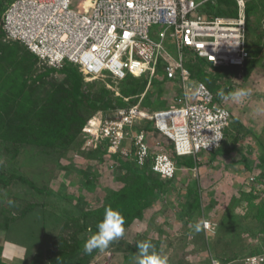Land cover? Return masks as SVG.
Masks as SVG:
<instances>
[{
  "label": "rangeland",
  "instance_id": "obj_1",
  "mask_svg": "<svg viewBox=\"0 0 264 264\" xmlns=\"http://www.w3.org/2000/svg\"><path fill=\"white\" fill-rule=\"evenodd\" d=\"M93 1L73 0V4L87 11ZM247 5L249 60L235 77L215 76L219 77L217 86L211 90L215 103L232 113L223 146L211 155L200 153L193 168L183 166L191 157H176L173 179L154 199L144 219L125 228L124 235L107 249H98L88 264H135L136 243L144 240L155 247L158 242L157 251L167 255L169 264H211V257L225 264H243L244 257L257 248L264 251V217L260 214L264 205V169L260 168L264 159V0H248ZM222 8L216 1L201 9L207 15H218ZM163 27H152L154 39L159 40ZM5 45L0 35V242L4 239L25 246L18 264H47L64 251L83 245L88 237L79 220L83 211L101 206L113 190L133 179L127 161L111 160L95 139V128L105 117L114 118L119 109L136 103L152 110L175 105L182 85L166 79L160 68L151 77L146 94L128 97L122 90L133 84L139 87L150 76L118 80L105 72L104 78L86 80L81 75L82 91L107 105L95 110L75 99L72 79L65 72L50 68L23 47L10 57ZM164 47L177 58L169 34ZM189 58H185L186 67L196 63L193 54ZM202 67L207 77L190 79L189 92L199 81L209 86L214 75L222 72L214 65ZM239 88L250 91L242 103L218 95ZM62 113L73 120L70 143L57 147L32 141L35 135L26 129L28 122L55 126ZM149 134L152 149L160 143L174 157L167 138L151 129ZM22 177L42 190L32 189ZM251 177L263 182L259 195L250 190ZM86 180L91 181L90 186ZM207 220L214 224L211 230L203 228ZM198 221H202L201 228L195 231L193 224Z\"/></svg>",
  "mask_w": 264,
  "mask_h": 264
},
{
  "label": "built area",
  "instance_id": "obj_2",
  "mask_svg": "<svg viewBox=\"0 0 264 264\" xmlns=\"http://www.w3.org/2000/svg\"><path fill=\"white\" fill-rule=\"evenodd\" d=\"M216 0H94L87 11L76 9L73 0H11L0 17V30L8 41L25 46L35 58L60 69L73 65L86 80L104 78L105 72L118 80L127 76H153L162 60L168 80H179L183 94L167 109L150 111L136 103L121 108L93 131L110 155L147 164L161 179H173L176 161L149 144L142 128L150 123L167 138L176 157L220 149L231 123L229 108L215 103V95L204 82L188 91L190 71L186 57L193 54L217 67L243 72L249 51L247 0H233L235 15H207L201 9ZM154 25H162L159 40L152 37ZM174 40L177 58L164 47L166 36ZM250 190L259 195L263 183L250 179ZM261 188V189H260ZM207 220L203 228L211 230ZM211 264H223L211 257ZM243 264H264V251L245 256Z\"/></svg>",
  "mask_w": 264,
  "mask_h": 264
},
{
  "label": "trees",
  "instance_id": "obj_3",
  "mask_svg": "<svg viewBox=\"0 0 264 264\" xmlns=\"http://www.w3.org/2000/svg\"><path fill=\"white\" fill-rule=\"evenodd\" d=\"M8 1H11V0H0V17H1L3 10L5 9L6 2ZM216 1H218L221 6L223 5V8L220 10L222 12L221 15H227V16L235 15V9H234L235 6H234L233 0H216ZM207 6L211 7L210 4H207ZM249 8L250 6L247 5V11H249ZM0 35L3 36L4 40L8 44V45H5L6 46L5 49L8 50V55L10 57H15L20 52V47H23L28 53L34 56L22 44L17 43V42L8 41L5 38V35L1 30H0ZM246 64H247V61H246ZM203 65L210 66L212 64L207 61L205 62L203 59H200L195 64H192L188 67L190 71V79L202 80L203 78L207 77V73L204 71L202 67ZM160 68L161 69L163 68L164 70L162 60H159L156 65V69H160ZM213 68L215 70L222 71V72L216 73V75H214V78L211 79V81L209 82V86H208L210 90H214L215 86H217L216 80L219 77H215V76H218V75L228 76L229 75V76L235 77L237 76V73H238V70L234 67H213ZM60 70H62L68 76L71 77L73 95L79 103L83 104L84 106L88 108H92L95 110H102V109L107 108V105L104 102H101L100 100H95L91 96L85 94L82 91V80L80 77L81 75L79 74V72L73 65L67 64L63 68H60ZM144 76L147 77L149 75H144ZM144 76L136 77V78L139 79V78H143ZM129 77L136 79L134 76H127L125 79ZM151 79L152 78L149 79L150 81L149 86H148V80L146 79L144 83H142L139 87L133 84L129 88L122 90V92L125 96H128V97L139 95L140 93L145 92L146 86H148V90H149V87L151 85ZM121 105H126V103L125 102L121 103ZM112 118L105 117V119H112ZM72 123H73L72 118H68L65 114L62 113V117L59 119L58 124L55 126H48L46 124H38L35 126L34 124L28 122L26 124V129H28L29 134L35 135V138L32 139V141L36 142L37 144H42L45 146L49 144L50 146L53 144H56L57 147H60V146L70 143V141L72 140L73 132L70 127ZM147 124L149 125V127L148 125L146 126V124L142 126V128L144 127V130L146 131V133L149 132V130L152 127L151 124L149 123ZM171 149H172L173 156H175V154L173 153L172 147ZM104 150L106 151V149ZM110 157H111V160L116 159L118 161L119 160L127 161L126 168L128 169V171H130L133 174V179L131 183L124 184L119 189L113 190L106 197L105 202L101 206L96 207L92 210L83 211L81 213V215L79 216L80 217L79 220L83 222L82 227H84V229L87 231L88 236L96 232V225L99 221L102 220L105 208L108 206L112 207L113 209L119 210L120 213L123 215L125 219L124 228H129L131 225H133L134 222L143 220L146 211L152 206L154 199L158 198L163 193L165 184L171 181V180L161 179L157 174H155L156 177L153 176L154 172L151 170V167L149 166V164H147L143 168H139L138 166L134 165L131 162V159L129 158H123L119 155H111ZM185 164H186L184 165L185 167L193 168L195 167L196 163L194 159L191 157L190 160H187ZM260 168L262 170L264 169V159H263V163L260 166ZM21 179L22 181H24V183H26L32 189L36 191L42 190L38 188L29 179L25 177H22ZM90 183H91L90 180H86V184L88 186H90ZM199 202H200L199 199L195 201L196 207H199L200 205ZM260 209H261L260 214L263 215L264 217V205L261 206ZM156 244L157 246L155 247V250L157 251L159 243L157 242ZM97 250H93L91 254H85L83 252V245L75 246L73 250L71 249L69 251H64V253L59 254L53 261L47 264H88L90 262V259L94 256ZM254 252L255 253L260 252V249L257 248ZM1 255H2V247H0V264H8L2 261ZM30 264H40V263L32 262ZM223 264L225 263L223 262Z\"/></svg>",
  "mask_w": 264,
  "mask_h": 264
},
{
  "label": "clouds",
  "instance_id": "obj_4",
  "mask_svg": "<svg viewBox=\"0 0 264 264\" xmlns=\"http://www.w3.org/2000/svg\"><path fill=\"white\" fill-rule=\"evenodd\" d=\"M218 95L224 100H231L236 103H242L245 98L250 95V91L244 88L236 89L235 91L225 95L223 91ZM125 219L119 210L108 206L105 208L104 215L101 221L96 225V232L90 234L83 243V252L91 254L93 250H105L109 244L125 233ZM202 221L193 224L195 231H199ZM137 255L135 264H169L166 254H161L155 250V246L151 241L144 240L136 243Z\"/></svg>",
  "mask_w": 264,
  "mask_h": 264
},
{
  "label": "crops",
  "instance_id": "obj_5",
  "mask_svg": "<svg viewBox=\"0 0 264 264\" xmlns=\"http://www.w3.org/2000/svg\"><path fill=\"white\" fill-rule=\"evenodd\" d=\"M215 3H216V1H215ZM208 4H210V3H208ZM210 5H214V4H210ZM215 15V14H214ZM219 15H221V14H219ZM225 16V15H224ZM231 16V15H230ZM191 59V56H190V58L188 59V60H190ZM187 60V61H188ZM198 60H200V58H198V57H195V60H194V63L195 62H197ZM165 76V75H164ZM167 79V78H166ZM172 81H175V80H172ZM178 82H179V80H177ZM150 82V81H149ZM148 82V83H149ZM148 86H149V84H148ZM148 86H147V88H146V90H145V92L142 94V95H144L145 93H147V90H148ZM181 92V91H180ZM192 92V91H191ZM182 94H183V90H182V92L180 93V96H182ZM179 96V97H180ZM175 104H176V102H175ZM168 107H170V106H168ZM168 107H163V109H167ZM144 108H146V109H148V110H152V109H149L148 107H144ZM160 109H162V108H160ZM153 111V110H152ZM150 124V123H149ZM143 129H144V127H143ZM151 129L155 132V133H157L156 131H155V129H154V127H153V125H152V127H151ZM228 130V129H227ZM227 132V131H226ZM148 134H149V132H147ZM150 135V134H149ZM160 136V135H159ZM148 142H149V139H148ZM225 142V141H224ZM224 144V143H223ZM223 146V145H222ZM171 147H172V145H171ZM219 150V149H218ZM214 153H216V151L214 152ZM212 154V153H211ZM211 154H207V155H211ZM185 157H189V156H185ZM190 157H192V156H190ZM175 158H176V156H174L173 157V159L175 160ZM193 158V157H192ZM194 160H196L195 158H193ZM176 161V160H175ZM184 166V165H183ZM197 166V164H195V167ZM185 167V166H184ZM172 180V179H171ZM260 181V180H259ZM262 182V181H261ZM263 183V182H262ZM148 211H150V210H148ZM0 236H1V234H0ZM1 239V238H0ZM3 240V242H0V247H2V255H1V259H2V261L3 262H5V263H8V264H18V262H19V260L20 259H22L23 258V255L25 254V252H26V248H25V246H23L22 244H18V243H16V242H4V239H2Z\"/></svg>",
  "mask_w": 264,
  "mask_h": 264
}]
</instances>
